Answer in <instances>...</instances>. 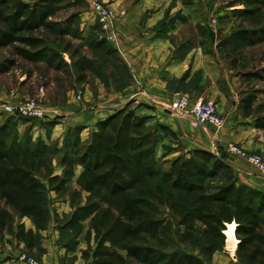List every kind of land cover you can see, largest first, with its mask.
Returning <instances> with one entry per match:
<instances>
[{"label":"trees","instance_id":"1","mask_svg":"<svg viewBox=\"0 0 264 264\" xmlns=\"http://www.w3.org/2000/svg\"><path fill=\"white\" fill-rule=\"evenodd\" d=\"M81 2L0 0V47L14 46L31 59L32 51L58 33L50 18ZM242 3L246 7L237 15L258 23L259 0ZM168 25L174 27L167 14L157 24V35L174 37L167 33ZM260 37L264 26L240 30L218 47L229 50L234 69L238 51ZM93 45L117 53L107 40ZM255 101L254 94L242 98L244 117L253 114ZM134 103L129 100L98 121L85 144L81 126L69 128L65 151L28 131L20 136L11 118L0 124V235L35 248L51 221L48 192L63 195L75 178L76 187L69 192L73 211L64 227L73 240L83 236L85 264H208L224 250V230L232 222L238 239L233 264H264V191L240 183L223 150L186 148L168 126L148 124L150 116L137 113L140 105ZM261 121L256 118L257 127H264ZM166 137L176 147H165L158 158L157 144ZM171 150L179 155L168 159ZM56 163L62 165L60 172ZM77 166L81 170L76 175ZM23 218L32 227L26 228Z\"/></svg>","mask_w":264,"mask_h":264},{"label":"rangeland","instance_id":"2","mask_svg":"<svg viewBox=\"0 0 264 264\" xmlns=\"http://www.w3.org/2000/svg\"><path fill=\"white\" fill-rule=\"evenodd\" d=\"M99 1L112 8L116 19L127 13L121 5L112 6L109 1ZM137 1L139 0H132L133 3ZM189 1L191 4L186 3ZM259 2L262 10L257 19L258 23H252L235 12L246 7L242 0H171L170 7H179L172 20L174 25L178 22L181 26L176 36L169 40L174 43L188 40L187 48L200 47L210 62L217 63L221 73L218 79L208 77L200 84L201 72L195 70L186 75L184 80L189 78L187 81L179 82L176 79L169 86L178 90L174 92V96L187 93L194 100H209L216 106L221 103L219 108L222 112L218 109L219 113L223 115L229 111L236 121L241 120L240 124L248 131L252 146L251 149H245L260 153L264 158V127H257L255 124L256 118H259V123L264 118V37H260L257 44L238 51L239 55L235 57L238 59L235 61L237 67L234 69L230 68L227 55L229 50L224 51L218 47L223 40L232 38L240 30H258L264 26V0ZM88 10L83 0L78 6L64 8L50 18L58 33L49 35L45 46L38 51H32L34 56L31 59L18 54L14 46L0 47V124L11 118L20 136L28 131L34 139L42 138L46 143L57 144L65 151L68 129L76 126L71 124L82 122L83 116L91 112L117 107L112 105L114 103L111 99L114 93L123 92L134 84L133 72L118 50L116 54L108 53L104 48L93 45L106 39L105 32ZM122 10L124 14L121 13ZM151 12L152 9L142 15L140 25L144 24ZM73 17L74 20L70 22ZM156 28L158 26L155 25L153 29ZM222 79H226L230 86L231 93L228 96L225 94ZM253 94L256 96L254 112L250 117H244L239 109L240 102L242 98ZM25 99L33 100L42 107L45 117L35 119L9 115L6 112V105ZM134 100V106L138 105L136 99ZM96 123L80 125L83 144L96 129ZM54 130L58 134L56 137H53ZM165 147H176V143L169 137L160 141L156 147L158 158L166 152ZM226 152L229 153L227 150ZM177 155L179 152L171 150L166 158ZM61 169L62 165L56 163L55 171L60 172ZM80 170L81 167L77 166L76 175ZM74 180L75 178L61 196L54 191L48 192L46 205L51 221L48 228L40 232L41 238L35 248L27 249L9 234L0 235V264H22L19 261L22 253L42 264H85L81 256V249L87 246L83 236L73 240L71 232L64 227L67 217L73 211L69 192L76 187ZM20 222L26 228L32 227L28 218H23ZM72 246L74 250H71ZM234 254L235 251L232 252L226 245L223 251L213 255L208 264H233Z\"/></svg>","mask_w":264,"mask_h":264},{"label":"crops","instance_id":"3","mask_svg":"<svg viewBox=\"0 0 264 264\" xmlns=\"http://www.w3.org/2000/svg\"><path fill=\"white\" fill-rule=\"evenodd\" d=\"M106 1L112 6L121 5L126 9V15L115 20L117 40L111 44L130 65L135 79L134 84L123 92L114 93L111 101L114 103L112 105H117L115 109L91 112L83 116L82 122L71 125L92 124L103 120L134 98L140 105L136 109L137 113L149 115L150 125L163 124L171 128L188 149L203 148L215 153L220 150L226 152L225 147L232 142L251 149L252 139L248 138V131L240 124L241 120L236 121L229 111L223 114L224 126L214 130L211 127H194L189 119L181 118L167 108L176 97L174 92L178 91L169 86L171 81L176 79L179 81L189 72L199 70L201 84L208 77L218 79L221 73L217 63L210 62L200 47L187 48L188 40H178L174 43L168 37L157 35L161 29H153L167 14L168 20L172 18L179 7L172 5L170 7L171 0H139L134 3L132 0ZM151 9L152 12L146 17L144 24L140 25L142 15ZM180 26L178 22L174 27L169 26L167 33L176 36ZM220 105L221 103H218L217 107L222 112ZM57 135L54 130L53 137ZM226 156L240 183L264 191V176L256 174L244 159L231 156L229 153Z\"/></svg>","mask_w":264,"mask_h":264},{"label":"built area","instance_id":"4","mask_svg":"<svg viewBox=\"0 0 264 264\" xmlns=\"http://www.w3.org/2000/svg\"><path fill=\"white\" fill-rule=\"evenodd\" d=\"M88 7L90 16L96 23H99L105 32V38L110 43L116 40L117 30L115 28L116 14L105 3L99 0H84ZM125 12L122 10L121 12ZM169 108L172 112L189 119L194 127H211L219 130L224 126L223 115L218 111L217 106L212 101L202 99L194 100L187 93H180L170 102ZM9 115L25 116L35 119L45 117V112L35 101L30 99L19 100L16 104L5 106ZM226 150L231 156L246 160L258 174H264V158L260 153L250 152L236 143H229ZM22 264H42L33 257L22 253L19 256Z\"/></svg>","mask_w":264,"mask_h":264},{"label":"bare ground","instance_id":"5","mask_svg":"<svg viewBox=\"0 0 264 264\" xmlns=\"http://www.w3.org/2000/svg\"><path fill=\"white\" fill-rule=\"evenodd\" d=\"M30 222V220H29ZM31 223V222H30ZM235 226L234 222L227 224V228L224 230L226 235V245L232 252L235 251L238 239L235 236Z\"/></svg>","mask_w":264,"mask_h":264},{"label":"water","instance_id":"6","mask_svg":"<svg viewBox=\"0 0 264 264\" xmlns=\"http://www.w3.org/2000/svg\"><path fill=\"white\" fill-rule=\"evenodd\" d=\"M222 84H223V88H224L225 94L228 96L231 93V89H230V86H229L227 80L226 79H222ZM234 258H235V254H234Z\"/></svg>","mask_w":264,"mask_h":264}]
</instances>
